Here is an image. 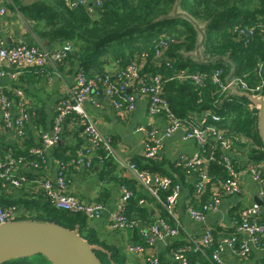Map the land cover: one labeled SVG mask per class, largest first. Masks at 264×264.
Segmentation results:
<instances>
[{"label": "trees", "instance_id": "trees-1", "mask_svg": "<svg viewBox=\"0 0 264 264\" xmlns=\"http://www.w3.org/2000/svg\"><path fill=\"white\" fill-rule=\"evenodd\" d=\"M5 1L13 11L19 6L26 25L39 40L73 43L75 50L59 63L78 60L77 71H84L88 78L114 76L130 63H137L145 80L150 82L151 77L160 76L163 94L178 117L190 120L206 111L217 113L221 119L217 124L224 135L235 141L234 147L247 148L249 162L262 163L264 174V145L258 131V110L249 109L248 96L223 92L212 81V72L218 68L223 70L222 77L226 78L232 69L231 62L224 59L210 62L216 56L229 57L237 65L234 77L243 79L250 86L264 83V0H103L101 6H93L94 12H91L88 5L71 6L74 0H36L27 5H23L21 0ZM28 44L40 48L36 42ZM199 44L203 62L196 56ZM158 51L160 55H157ZM194 74H202L201 85L190 77ZM5 92L11 96L9 92ZM79 122V117L72 114L64 125L73 123L82 131ZM33 123L37 129H41L40 137L52 125H49L44 109L37 110ZM40 137L38 135L37 141L34 133L27 129L20 145L8 146L11 156L17 161L22 158L27 163L35 160L30 149L41 144ZM65 137L66 130L62 134L63 141L54 148L51 157L64 166L66 175L69 168L78 167L73 160L78 157L83 142L73 145ZM109 137L113 147L114 137ZM205 148L207 156L214 154L219 157L222 152L219 140L214 137L209 138ZM108 157L109 153L102 145L93 156V166L105 161L101 169L103 179L111 171ZM1 158L5 159L4 155ZM132 163L168 176L174 182H181L182 172L187 170L186 163V168L181 170L178 162H166L162 154L156 158L139 156ZM233 165L236 169L243 167L234 158ZM208 172L216 184L230 178L228 169L216 161L209 163ZM17 177L25 178L19 187L0 178V206H17L24 210L17 220L54 222L77 231L93 246L103 264H129L130 244L148 246L141 230L153 225L157 219L152 218L150 210L140 204V200L150 197L163 207L172 192L169 188L160 189L159 200L139 184L137 179L120 184L132 191V196L125 204V214L133 223L130 228L132 236L130 243L123 245L111 242L107 236L128 228H112L113 231L104 233L97 221L88 219L82 213L57 207L41 188L40 182L44 179L37 183L40 175L25 172ZM31 180L36 182L31 186L27 185ZM213 186L209 185L190 206L200 209L210 199ZM107 194L105 189L101 196ZM170 213L165 207L160 218L176 227ZM219 232L213 230L215 246L208 248L204 254L193 251L185 253L188 264H212L213 251L220 242ZM234 232L233 228L224 237L231 236ZM37 256L52 264L42 254L18 258L4 264H33V259Z\"/></svg>", "mask_w": 264, "mask_h": 264}, {"label": "built area", "instance_id": "built-area-1", "mask_svg": "<svg viewBox=\"0 0 264 264\" xmlns=\"http://www.w3.org/2000/svg\"><path fill=\"white\" fill-rule=\"evenodd\" d=\"M103 0H74L71 6L79 5L101 6ZM8 14V7L5 0H0V78L8 77L11 80H17L19 74L24 70L34 67L43 68L50 62H61L73 51L72 42H65L58 50H47L30 45L26 42L7 46L3 37V22ZM160 55V52H157ZM183 74V73H181ZM223 70L218 68L212 72V81L217 84L223 92L235 93L233 87L250 95V110H258L261 100L264 99V83L256 86H250L246 81L239 77H232L229 82L222 77ZM199 85L202 84V74L190 76ZM75 85L70 89L69 95L58 101L55 107V114L52 125L41 134V144L30 149L35 160L28 162L31 167L36 169L43 167L50 159L54 148L61 142L66 119L76 114L80 119L82 134L86 144L79 149V154L73 163L78 166L91 168L93 166V156L97 148L101 145L113 154L111 138L105 136L98 122L88 113L85 104L102 94L108 96L112 105L119 111H132L136 105V99L139 95L147 98L148 111L153 117L164 116L167 118L165 135L171 136L178 131H182L184 140H193L197 144V149L193 156L186 161L188 168H194L198 172L196 182V193L201 195L206 191L209 185H217L213 190L209 200H207L200 209L192 206L188 207V212L192 218L197 221H203L209 213L216 212L219 209L222 199L227 195H239L242 193L241 178L245 173H249L258 184V198L261 203L252 202L244 206L236 219L235 232L231 236L224 237L215 247L212 256V264H227L221 252L224 247L231 249L236 255L247 258L255 249L264 248V174L262 172V163L248 162L241 169H236L233 165L232 150L235 141L226 137L218 126L221 120L220 116L214 111H206L201 116L194 119H185L178 117L170 108L169 102L163 94L162 81L159 75L150 78V82L145 80L141 74V67L137 63H130L124 69L116 74L105 76L104 78H88L84 71L80 70L75 75ZM15 95L9 96L3 88L0 87V116L2 118L3 128L12 130L18 139H24L26 136V125L31 118V111L28 110V101L23 90L19 87L14 88ZM18 109V111H16ZM138 131L146 135L144 145V156L147 158H156L161 154L163 141L159 132L155 128L140 126ZM210 137L219 140L222 150L219 157L214 154L206 155V144ZM23 162L21 158L18 160ZM211 161H216L225 166L230 172V178L226 181H213L208 172V165ZM16 160L9 156L7 159L0 157V178L5 182L16 187L21 186L23 177H17L14 174V165ZM130 170L138 182L147 189L153 196L159 197L160 189H171V195L167 198L164 206L172 212V208L182 192L180 182H174L170 177L161 175L158 172H152L143 169L135 163L128 164ZM41 188L45 195L52 199L57 207L67 211L82 213L90 220L100 219L105 211L106 205L102 202H86L81 200L68 189V181L64 172V166L59 164L56 177L46 178L41 182ZM120 204L117 210L111 214V226L113 229L131 228L130 222L125 214L126 202L132 196V191L126 186H121ZM144 200H140L143 204ZM22 212L17 206L4 208L0 206V224L16 221ZM141 233L145 236L147 244H153L156 237L176 236L179 233L177 227L172 226L163 218L144 227ZM215 246L213 230L207 229L200 240L178 247L167 262L160 261L157 257L151 260L155 264H188L185 253L187 251L205 253L208 248ZM129 252L139 255L146 253V247L143 245L128 246Z\"/></svg>", "mask_w": 264, "mask_h": 264}, {"label": "crops", "instance_id": "crops-1", "mask_svg": "<svg viewBox=\"0 0 264 264\" xmlns=\"http://www.w3.org/2000/svg\"><path fill=\"white\" fill-rule=\"evenodd\" d=\"M35 1L21 0V3L27 5ZM18 7L16 6L14 11L8 7V14L3 22V37L7 46H12L20 42H36L40 47L51 51L58 50L62 46L61 41L52 43L49 40H39L37 35L26 25ZM89 8L91 12H94L93 6H89ZM73 50H75V47ZM77 68L78 60L72 59L64 61L63 63L50 62L42 69L31 67L19 74L17 80H11L8 77L0 78V87L9 92L11 96L15 95L14 88L19 87L23 90L28 101V110L31 111V118L26 125V132L28 129V131L34 133L37 141L41 131V129H37L33 125V118H35L37 110L41 111L44 109L49 119V125H51L56 104L63 97H67L70 89L75 85ZM85 107L88 113L98 122L102 133L105 136L114 137L113 154H109L108 157L110 159L108 161H111L109 167L111 171L108 173L109 176L103 179L101 177V169L105 161H100L91 168L84 166L69 168L66 178L69 191L81 200L86 202L102 201L106 205L104 215L94 221L101 224L99 227L101 231L107 233L113 231L111 214L117 210L120 204L122 194L120 184L126 180L136 179L128 164L135 161L137 157L144 155L146 135L138 131L140 126L157 129L159 132L158 136L163 141L161 154L165 161L167 162L169 160L173 164L178 162V165L182 167L181 170L187 167H185V163L195 153L197 144L193 140H184L182 131H178L171 136H166L167 118L164 116H151L148 111L147 98L142 95L137 97L135 108L132 111L117 110L112 105L110 98L104 94L95 98L94 101H87ZM64 127L66 130V141L73 145L80 141L83 142L82 145L86 144L82 131L79 130L76 124L68 123ZM22 140L18 139L12 130L3 128L2 118L0 116V155H4V158L7 159L11 156L9 152L11 149L8 146L13 144L20 145ZM231 155L239 161L240 167L250 161L249 151L245 147H234ZM58 166L59 163L53 161L51 156L49 161L38 169L31 167L25 161L19 162L16 160L14 174L15 176H20L25 174V172H30L40 175L37 180V183H39L41 179L55 178L58 172ZM175 176H177V173H175ZM198 176L196 169L187 167V170L182 172V178L180 177L182 192L170 213L176 222V227L179 229L178 235L172 237H156L152 245L146 246V253L142 255L128 251L129 264H155L151 260L153 257L167 262L171 259L177 246L180 245L179 247H181L192 242L197 243L207 229L220 231L219 235L221 237H219L221 240L226 233L234 228L236 217L239 216L240 210L244 206L256 201L258 197V184L256 180L251 174L245 173L241 178L242 193L239 195L224 196L216 212L209 213L203 221H197L189 214L188 207L193 205V200L199 196L194 191L196 190ZM35 182V180H31L26 184L31 186ZM216 186H213V190ZM192 188H194L193 191ZM105 189L109 196L107 194L102 197L101 195ZM138 189H140L139 185ZM143 204L150 210L153 219H159L165 208L164 205L160 207L159 203L153 201L150 197L144 199ZM21 212L24 213V210L21 209ZM115 234H108V240L123 245L130 243L132 236L130 228ZM221 256L227 264H264V248L255 249L249 257L243 258L233 253L230 248L224 247ZM33 264L49 263L33 262Z\"/></svg>", "mask_w": 264, "mask_h": 264}, {"label": "water", "instance_id": "water-1", "mask_svg": "<svg viewBox=\"0 0 264 264\" xmlns=\"http://www.w3.org/2000/svg\"><path fill=\"white\" fill-rule=\"evenodd\" d=\"M200 31L203 32V29L200 28ZM201 44L196 56L203 62L199 51ZM221 59L232 64L231 72L226 77L229 82L236 73L237 65L224 56H216L210 62ZM233 91L251 98L248 93L236 87H233ZM258 131L264 145V99L258 111ZM256 202L261 203V199L257 197ZM38 254L45 256L52 264H103L86 239L77 231L60 224L37 220H16L0 224V264Z\"/></svg>", "mask_w": 264, "mask_h": 264}, {"label": "rangeland", "instance_id": "rangeland-1", "mask_svg": "<svg viewBox=\"0 0 264 264\" xmlns=\"http://www.w3.org/2000/svg\"><path fill=\"white\" fill-rule=\"evenodd\" d=\"M42 261V259L39 257V256H37V257H35L34 259H33V262H35V263H39V262H41ZM42 262H45V261H42ZM41 262V263H42Z\"/></svg>", "mask_w": 264, "mask_h": 264}]
</instances>
